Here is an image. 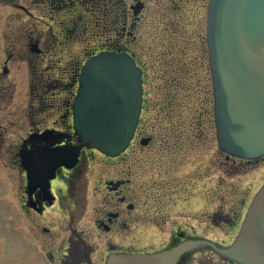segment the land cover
I'll use <instances>...</instances> for the list:
<instances>
[{"label": "flooded vegetation", "instance_id": "1", "mask_svg": "<svg viewBox=\"0 0 264 264\" xmlns=\"http://www.w3.org/2000/svg\"><path fill=\"white\" fill-rule=\"evenodd\" d=\"M188 1L165 0L164 6L155 9L152 8L149 0H0V13L3 11L5 14L7 13L3 19L0 16V126L3 124L1 122L2 110L8 109L7 102L13 97V86L8 76L11 71L9 64L14 61L27 62L28 65L33 62L31 64L33 66L31 71L33 78L29 89L32 93L37 92L32 95L38 100L36 105L28 103V110L33 106H36L38 112L41 107H47L49 110L55 109L57 116L53 120L54 125L69 120L68 129L56 127L32 128L28 134L20 139L17 150L11 154V158H15L14 160H16L23 173L24 227L27 243H29V233L32 232L31 223L41 233L48 234L49 237L50 235L58 237L52 231L56 228L55 221L46 217L45 214L53 206L59 208L61 218L57 230L65 234L60 242L64 245L59 248L57 256L54 255L52 249L47 250L50 259H60L62 264H97L92 257L95 248L84 238L88 233L93 237H101L107 234H116L123 238L129 236L135 238L138 242H145L144 246L138 249L124 248L122 245L112 246L104 256H98L100 257L98 264H110L109 258L112 254L155 253L186 239L206 238L204 235H194L195 230L190 232L184 230L180 225L175 226L172 217V205H177V200L180 201L178 205L184 206L183 203H188L191 199L188 196V185L186 184L194 182L193 188L205 184L204 181L202 182L205 173L199 170L200 167L198 166V169L193 171V175H190L188 173L189 158L176 154L179 149L181 154L189 151L188 145L177 144V142H186L189 136L175 133H168L165 136L148 133L147 130L152 129V127L155 130V126H151L148 122L143 123V115L149 109L148 106L151 101H153L147 97L144 87L146 81L145 67L141 61L148 60L146 54L149 49L144 46V36L148 33V27L155 29L158 26L160 23L158 21L159 14L165 13L167 15L171 11L172 14L178 13L186 7ZM199 1V8H202L204 14L205 27L200 48L201 56L198 59L200 63L195 65L189 59H181L187 56L186 44L180 45L177 43L178 41L176 42V39L174 41L168 39L170 41L169 45H164L165 48L158 54V60L162 61L164 66L161 84L156 87L159 90L162 89L164 95L158 102L165 103L166 101H163V99L168 97L167 102H170L169 105H171L175 97L167 95L189 88L187 82L190 76L198 75V70L204 68L202 61L205 58L210 74L206 42V19L209 0ZM162 7L165 9L164 11ZM95 13H101V16H97ZM83 20L93 22L95 27H99L100 30L97 33L100 42H95L99 43L98 49L93 48L87 51L84 61L99 51L117 50L132 55L141 68L143 93L139 123L128 147L117 156H107L95 149L82 147L76 162L72 166L60 165L55 167L52 173L53 177L48 182L44 181L42 184H37L30 180L27 170L22 165L21 151L29 152L33 147L53 148L66 143L77 144V134L74 133L72 128L71 102L76 93L78 75L82 64L80 66L74 64L68 70L65 67L63 71H57L55 76L50 74H54L53 72L56 70V48L60 47L62 43L77 41L78 38H75L74 32L78 28H84L80 32L82 34L88 23L83 22ZM161 21H164V19ZM169 21H171L170 16L162 23L167 24ZM38 24L46 29H38ZM17 26V29L21 32L15 37L20 41L16 45L12 36L14 33V36L16 35ZM67 32L69 34L71 32L72 35L69 36ZM3 38L5 42L7 39L10 43V50L9 47L5 48L1 43ZM163 43H166V41ZM60 51L61 49L58 48V52ZM68 56L72 57L71 54H68ZM42 61L49 63L46 67L40 69L39 63ZM199 80L198 78L197 83ZM169 88L172 91H169ZM47 90L54 96L59 97L58 102H54L55 105L44 104L45 100L42 93H46ZM186 98L188 100L189 96L187 95ZM185 104L189 106L188 103ZM176 112L179 114V111L175 110L165 113L169 116L172 113L175 115ZM200 113L205 115L204 111H200ZM26 115L30 117V114L27 113ZM193 136L198 137V134ZM169 143L176 145L171 148ZM91 151L97 152L100 156L111 160V162H116L118 165L117 176L105 180L103 189L96 188V191L92 190V192L89 191L86 171L87 152ZM217 152L219 157L222 154L225 156L226 162L232 161V163H235L237 160L252 162V160H243L226 154L219 147ZM216 163L218 169L221 170L220 159L214 162V164ZM217 165L214 167L217 168ZM220 184V178L213 183L215 186L213 190L216 193H213L214 196L218 195L217 190L220 188ZM103 190L106 192H103ZM96 194L100 195L101 198L98 195L95 198L94 195ZM173 195H176V197L171 203L174 199ZM202 199H205V197L202 196ZM217 200L213 197V204L209 202L208 211H205L203 207L199 214L203 221L207 219L211 222L213 228H219L220 223L223 221L227 222L230 232L236 230L235 237L248 203L244 204L242 201L239 212L233 210L231 216L230 213L222 211V206L216 204ZM242 208H245L243 212ZM32 214L36 215L35 219ZM79 222L88 231L79 228ZM159 240H165V243L158 247L151 245L154 241L158 242ZM218 244L225 246L229 243ZM191 263L239 264L221 256L210 247L186 251L178 257L175 264Z\"/></svg>", "mask_w": 264, "mask_h": 264}, {"label": "rangeland", "instance_id": "2", "mask_svg": "<svg viewBox=\"0 0 264 264\" xmlns=\"http://www.w3.org/2000/svg\"><path fill=\"white\" fill-rule=\"evenodd\" d=\"M152 8H160L164 6L165 0H149ZM199 0H189L186 3V7L178 13L159 14L158 21L160 23L154 28H147L148 33L144 36V46L149 48L147 50V61L142 60L145 67V89L147 97L152 99L148 106L147 112L143 115V123H150L151 126H155V130L148 129V133H157L165 136L166 134H187L189 139L186 142L179 143V145H188V152L181 154L179 149L176 153L180 156L189 158V172L193 175V171L198 169L205 173L202 182L203 186L198 185L193 188L194 182H190L188 185V196L190 200L188 203L178 205L180 201L177 200V205H172V217L174 225H180L184 230L192 232L195 230L194 235H204L207 239H212L217 243L230 242L236 230L230 232L228 223L223 221L220 223L219 228L211 227V222L207 219L203 221L200 216V212L204 207L205 211H208L209 202L213 204V197L217 198L216 204L222 206V211L230 213L232 216L233 210L238 211L242 205L247 204L258 189L264 184V157L256 162L248 163L245 161L237 160L235 163L232 161L226 162L225 156L218 155L215 128L213 123V99L210 74L207 66V59L202 62L204 64L203 69L198 70V75L190 76L187 86L189 88L182 89L181 92H174L167 96L175 97L171 105L167 102L169 98H164L163 102H158L163 98V90H159L158 87L161 84V80L164 74L162 61L158 60V54L160 51L169 45V40L174 41L180 45L186 44L187 56L181 59L193 61L199 64V58L201 56L202 37L204 36V14L203 10L199 8ZM197 6V8H196ZM166 8V7H165ZM163 11L165 10L162 7ZM7 15L4 11L0 13L2 19ZM97 16H101V13H95ZM170 16L171 21L162 23ZM94 17V15H93ZM164 19V21H161ZM87 23L85 31L81 34V30L84 28H78L74 32L77 41L62 43L60 47H57V60L55 65L54 74L57 75V71L67 70L77 64L80 66L85 59V53L97 48L100 42L98 41L97 33L100 32L99 27H95L91 21H84ZM85 25V24H84ZM18 26L16 27V29ZM46 29L44 26L38 24V29ZM15 29V30H16ZM97 30V31H96ZM21 30H16V35L12 36L15 40V44H19L15 37ZM69 34V32H67ZM78 33L77 35H75ZM72 35L70 32L69 36ZM3 37V35H2ZM97 38V39H96ZM167 39V40H166ZM162 41V43H160ZM166 41V43H163ZM94 42V43H93ZM5 48L10 50V43L3 38L1 42ZM158 43V44H155ZM150 45L152 48L150 49ZM157 45V46H156ZM58 48L61 49L58 52ZM71 54V56H68ZM59 56L61 57L59 59ZM196 60H198L196 62ZM33 62H31L32 64ZM49 62L42 61L39 63V68L43 69ZM164 63V62H163ZM27 62L14 61L9 64L10 73L9 79L12 83V95L13 97L8 100V109L2 110V125L0 126V264H62L60 259L52 260L47 255V250L52 249L55 256L58 255L59 248H62L64 243H60L64 237V233L57 230L59 220L61 218L59 208L53 206L47 210L46 217L55 221L52 231L58 237H54L48 234L41 233L36 226H32V232L29 233V243L25 234L24 227V206H23V173L20 166L16 163V160L11 158L13 151H16L20 143V139L24 137L32 128L42 129L44 127H56L68 129L69 120L61 121L57 125L53 123V120L57 116L56 110H49L47 107H41L40 111L36 109V106L29 107L28 103L36 105L37 100L33 97L29 89L33 74L31 73L33 66L28 65ZM181 65V63H180ZM38 69V68H37ZM47 71V70H45ZM198 78L200 79L197 83ZM168 90V89H166ZM36 91V90H35ZM169 91H172L169 88ZM41 93V92H40ZM44 93V94H43ZM42 97L45 100L44 104H53L58 102L59 97L54 96L51 92H43ZM69 94V93H66ZM65 94V95H66ZM64 95V96H65ZM189 96L187 100L186 96ZM39 96V94H38ZM63 96V97H64ZM40 97V96H39ZM62 97V98H63ZM157 100V102H156ZM181 101V102H180ZM55 102V103H54ZM154 103V104H153ZM188 103L189 106H186ZM49 105V104H48ZM179 111L171 115H167L165 112ZM200 111H204L205 115H202ZM30 114V117L26 114ZM11 121V122H10ZM199 125L197 126V124ZM194 134H198V137H194ZM171 148L172 145L169 143ZM174 149V148H173ZM176 150V149H174ZM86 166L87 177L89 183V191H96V188L103 189L104 181L117 176V163L111 162V160L100 156L97 152H87ZM176 155V156H177ZM221 162V170L218 169L217 163ZM195 162V163H194ZM217 165V168L214 167ZM221 179L220 188L215 191L213 183ZM192 180V179H191ZM190 180V181H191ZM201 182V181H200ZM191 191H194L193 193ZM103 192H106L103 190ZM216 194V193H215ZM98 194L94 195L96 198ZM186 196V193L184 194ZM100 198L101 196L98 195ZM183 196V197H185ZM202 196L205 199H202ZM210 196V197H209ZM213 196V197H212ZM93 197V196H92ZM176 195H173V201ZM211 198V201H210ZM205 200V201H204ZM170 203V204H171ZM206 207V208H205ZM211 207V206H210ZM230 208V210H229ZM245 208H242V212ZM239 212V211H238ZM241 215V214H240ZM34 216V214H32ZM79 228L88 231L81 222H79ZM230 232V233H229ZM90 233L84 236V238L91 243L95 252L92 255L93 260L98 264L100 257L104 256L112 246L117 247L122 245L124 248L138 249L144 246V243L138 242L133 237H120L114 234H107L101 237L91 236ZM158 240V239H157ZM59 243L61 244L59 246ZM165 243L164 241H158L151 243L152 246L158 247ZM100 256V257H98ZM196 264V263H191Z\"/></svg>", "mask_w": 264, "mask_h": 264}, {"label": "water", "instance_id": "3", "mask_svg": "<svg viewBox=\"0 0 264 264\" xmlns=\"http://www.w3.org/2000/svg\"><path fill=\"white\" fill-rule=\"evenodd\" d=\"M207 43L218 145L240 158H258L264 155V0H210ZM142 90L141 69L128 53L90 56L71 104L79 143L22 150L30 180L48 182L55 167L76 162L83 146L108 156L125 150L138 124ZM207 246L240 264H264V184L229 246L188 239L153 254H112L109 263L175 264L182 253Z\"/></svg>", "mask_w": 264, "mask_h": 264}]
</instances>
